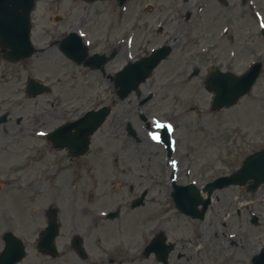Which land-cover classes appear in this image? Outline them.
Returning a JSON list of instances; mask_svg holds the SVG:
<instances>
[{"label": "rangeland", "instance_id": "374dc122", "mask_svg": "<svg viewBox=\"0 0 264 264\" xmlns=\"http://www.w3.org/2000/svg\"><path fill=\"white\" fill-rule=\"evenodd\" d=\"M230 3L226 9L218 0H130L123 7L115 0L37 2L32 39L41 50L18 63L7 62L0 51V115L9 113L7 122L0 123V251L3 233L12 230L27 245V257L19 264H102L108 259L113 264H157L154 258L139 262L136 256L164 231L177 243L172 264H252L251 257L264 246V184L253 193L242 186L217 190L203 220L180 213L170 196L173 172L179 183L195 177L201 185L236 171L249 154L264 148V68L252 90L232 107L211 111L212 93L205 88L212 64L241 73L253 61L264 63V0ZM187 11L192 12L189 20ZM160 18L164 31L152 32ZM143 20L150 23L146 32ZM70 30L84 33L91 51L117 49L104 73L76 64L60 50L58 41ZM167 39L173 52L137 91L119 99L115 72L143 56L145 47ZM195 67L201 72L190 79ZM29 76L52 86V93L28 98L24 87ZM148 92L154 96L142 104ZM104 105L112 107L111 114L92 136L89 151L77 159L40 135ZM157 121L172 125V160L158 141ZM101 154L111 164L102 175L95 166ZM33 161L42 164L33 167ZM84 170L90 174L88 185L93 180L99 184L93 203L78 187L76 192L72 187L70 196L58 189V183L66 185ZM139 175V187L129 191V182ZM49 183L56 191L46 195ZM143 188L149 189L144 206L130 209L135 192ZM57 202L64 216L60 247L76 227L85 235L91 261L84 263L74 253L51 259L36 250L45 212ZM118 205L122 215L112 222L95 213ZM252 214L259 216L258 224L251 223ZM133 217L136 228L129 230L125 223Z\"/></svg>", "mask_w": 264, "mask_h": 264}, {"label": "water", "instance_id": "95a60500", "mask_svg": "<svg viewBox=\"0 0 264 264\" xmlns=\"http://www.w3.org/2000/svg\"><path fill=\"white\" fill-rule=\"evenodd\" d=\"M35 0H0V45L10 48L5 51V56L11 61L30 56L36 49L31 45L29 39L30 32V11L34 7ZM91 1V0H90ZM123 3L125 0H119ZM264 34V31H263ZM62 49L78 63L82 62L87 55V50L82 45L76 35H71L62 43ZM169 53V48L164 47L154 52L152 56L146 57L135 63L127 65L118 72L117 84L121 86L118 91L121 98H125L138 84L144 81L152 69L165 58ZM106 62L103 56L95 55L85 64L93 68H101ZM261 70V63H254L253 66L242 76H235L231 73H218L209 80L208 87L215 92L213 109L234 104L238 98L247 93ZM196 73V72H195ZM193 75V74H192ZM50 88L30 79L28 92L32 96L39 93L49 92ZM109 108L103 107L97 111H92L75 124L76 132L71 133L70 127L62 126L49 134L56 146H68L74 154L84 153L89 146V135L92 134L105 120L109 114ZM166 139H168L165 134ZM251 181L249 189L254 191L264 182V150L258 151L248 157L241 169L230 175L217 179L210 184L209 193L214 188H222L230 184L245 185ZM175 200L179 209L183 212L196 215V208L200 199L197 190L190 186L184 189L179 188L175 193ZM204 210L208 200H202ZM203 212L200 217H203ZM254 220H256L254 218ZM56 236L55 225L52 223L40 239L39 247L44 250L54 252V237ZM6 246L0 255V264H15L25 256L23 243L12 233L5 235ZM159 240L154 241L150 247L157 248ZM255 264H264V249L260 255L255 256Z\"/></svg>", "mask_w": 264, "mask_h": 264}, {"label": "bare ground", "instance_id": "6f19581e", "mask_svg": "<svg viewBox=\"0 0 264 264\" xmlns=\"http://www.w3.org/2000/svg\"><path fill=\"white\" fill-rule=\"evenodd\" d=\"M159 125H161L162 126V123H159ZM160 126V127H161ZM160 127H158L157 126V128L159 129ZM97 160V159H96ZM28 164H30V163H28ZM35 164V161H33V167H38L39 166V164H42L41 162H38V165L37 166H35L34 165ZM111 164L105 159V157L101 154V156L99 157V161L95 164V166H97L98 167V173L100 174V175H102L103 174V172L105 171V169H107L109 166H110ZM173 169V168H172ZM89 174L88 173H86V172H82L80 175H79V177H78V183H79V185L81 186V187H83V188H86L87 187V184H88V181H89ZM32 187H33V184L32 185H30L27 189H32ZM37 192H40V190H38ZM16 195H17V193H13L12 195H11V197H12V199H14L13 201H15L16 200ZM136 222V219H130V220H128V226H133L134 225V223ZM215 230H218V227L217 226H215ZM197 239H200L199 237L197 238Z\"/></svg>", "mask_w": 264, "mask_h": 264}, {"label": "snow or ice", "instance_id": "6c2138e0", "mask_svg": "<svg viewBox=\"0 0 264 264\" xmlns=\"http://www.w3.org/2000/svg\"><path fill=\"white\" fill-rule=\"evenodd\" d=\"M261 27H264V25H261ZM80 35L81 36H83L84 35V33H80ZM158 127H160L161 125H157ZM166 127H168L169 128V130H172V125L171 124H168V125H166ZM40 135H43V133H41ZM147 135L152 139V140H156L157 139V137L153 134V133H147ZM173 165L175 166V161H173Z\"/></svg>", "mask_w": 264, "mask_h": 264}]
</instances>
